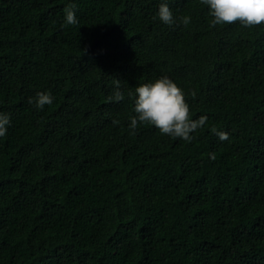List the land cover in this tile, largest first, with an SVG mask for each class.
Wrapping results in <instances>:
<instances>
[{
    "label": "trees",
    "instance_id": "1",
    "mask_svg": "<svg viewBox=\"0 0 264 264\" xmlns=\"http://www.w3.org/2000/svg\"><path fill=\"white\" fill-rule=\"evenodd\" d=\"M160 2L0 0V264H264V23ZM160 75L207 117L190 142L127 126Z\"/></svg>",
    "mask_w": 264,
    "mask_h": 264
},
{
    "label": "clouds",
    "instance_id": "2",
    "mask_svg": "<svg viewBox=\"0 0 264 264\" xmlns=\"http://www.w3.org/2000/svg\"><path fill=\"white\" fill-rule=\"evenodd\" d=\"M207 7L211 17V26L223 25L238 21L241 25L250 27L264 23V0H201ZM159 18L164 24L177 23V17L169 7L167 0H161L153 19ZM64 22L75 25L78 19L73 4L67 5ZM191 16L188 14L179 17V23L188 25ZM119 81H117L118 83ZM133 99L132 111L128 123L130 130H135L138 125L150 124L157 128L161 134L185 141L193 139V133L205 122L207 117L201 115L193 119L189 104L183 89L168 75H160L154 79L146 80L135 86L134 92H129ZM125 94L116 88L109 97L110 100H123ZM53 95L50 91H37L35 97H29L28 102L38 110L45 105H51ZM11 123L10 114L0 111V137L7 134ZM113 123H119L114 120ZM220 140L228 139V132L213 129Z\"/></svg>",
    "mask_w": 264,
    "mask_h": 264
}]
</instances>
